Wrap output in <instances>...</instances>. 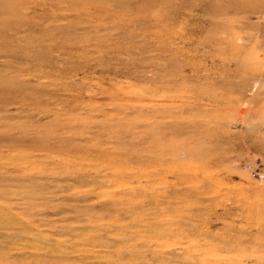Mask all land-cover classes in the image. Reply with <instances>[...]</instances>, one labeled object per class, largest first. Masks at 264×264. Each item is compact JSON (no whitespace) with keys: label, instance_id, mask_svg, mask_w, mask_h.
Returning <instances> with one entry per match:
<instances>
[{"label":"rangeland","instance_id":"374dc122","mask_svg":"<svg viewBox=\"0 0 264 264\" xmlns=\"http://www.w3.org/2000/svg\"><path fill=\"white\" fill-rule=\"evenodd\" d=\"M0 264H264V0H0Z\"/></svg>","mask_w":264,"mask_h":264}]
</instances>
